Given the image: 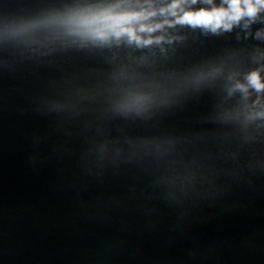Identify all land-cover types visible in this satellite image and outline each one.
Segmentation results:
<instances>
[{"label":"clouds","instance_id":"obj_1","mask_svg":"<svg viewBox=\"0 0 264 264\" xmlns=\"http://www.w3.org/2000/svg\"><path fill=\"white\" fill-rule=\"evenodd\" d=\"M243 3V7L241 4ZM228 9H212L207 11L201 9L198 12H186L181 18L180 22L189 23L192 25H201L205 27H211L213 30L223 25L225 28L231 26V23L238 21L241 16L248 15L254 16L258 6H264V0H228ZM173 8L176 7L174 4ZM134 19L133 16H121L114 19L113 28L119 26L123 21H129ZM121 31H129L127 29H121ZM119 34V32H117ZM249 81L258 90L264 88V84L260 83L257 73H253L249 76Z\"/></svg>","mask_w":264,"mask_h":264}]
</instances>
